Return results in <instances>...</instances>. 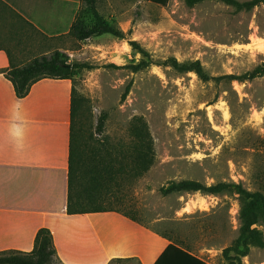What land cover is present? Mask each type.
<instances>
[{
  "label": "rangeland",
  "instance_id": "obj_1",
  "mask_svg": "<svg viewBox=\"0 0 264 264\" xmlns=\"http://www.w3.org/2000/svg\"><path fill=\"white\" fill-rule=\"evenodd\" d=\"M97 8L127 38L101 35L73 47L72 63L94 67L74 81L87 143L103 154L109 150L117 167L126 165L134 124L142 119L155 154L143 177L117 176L103 206L131 214L208 264H228L224 251L240 234L241 197L232 191L163 196L160 190L173 181L196 180L208 186L234 182L264 193V76L203 82L163 62L200 61L213 77L253 71L264 63V5L247 11L216 1L189 7L186 0H98ZM133 41L157 64L138 73L128 69L143 58ZM102 114L107 121L98 134ZM258 228L264 235V223ZM242 264H264V247H252Z\"/></svg>",
  "mask_w": 264,
  "mask_h": 264
},
{
  "label": "crops",
  "instance_id": "obj_2",
  "mask_svg": "<svg viewBox=\"0 0 264 264\" xmlns=\"http://www.w3.org/2000/svg\"><path fill=\"white\" fill-rule=\"evenodd\" d=\"M84 0H0V254L31 253L53 235L60 264H155L171 242L115 210L69 215L73 80L45 78L18 98L4 71L61 51Z\"/></svg>",
  "mask_w": 264,
  "mask_h": 264
},
{
  "label": "trees",
  "instance_id": "obj_3",
  "mask_svg": "<svg viewBox=\"0 0 264 264\" xmlns=\"http://www.w3.org/2000/svg\"><path fill=\"white\" fill-rule=\"evenodd\" d=\"M149 1V0H146ZM216 1L228 6L250 11L264 5V0H186L189 7H194L203 2ZM87 13L91 17L87 20H79L71 28L72 36L78 42H85L95 36L111 35L118 39H126L127 34L116 28L108 19L103 17L97 8L98 0H84ZM132 49L142 55V59L127 68L133 73L143 71L157 64L149 52L143 49L136 41L130 42ZM177 73H195L203 82H244L264 76V63L257 66L253 71L243 75L228 74L213 77L206 72L200 61L181 63L176 58L163 62ZM92 70L89 64L72 63L68 54L54 51L33 59L19 68H11L4 71L6 77L13 83L17 97L24 98L36 82L45 79H68L75 81L81 70ZM132 83L125 90L124 98L131 91ZM82 98L76 97L73 88V112H72V135L71 151L69 160V195L67 213L80 215L88 213H103L115 211V209L103 206L112 192L111 184L119 175L128 174L132 179L143 177L154 165L153 140L147 124L142 119H137L132 133L135 143L129 162L123 165L110 156L109 150L105 153L100 148L90 146L87 143V131L83 127L81 109ZM107 114H102L96 131L104 132ZM128 169V171H127ZM128 172V173H127ZM163 196L181 193H203L218 195L226 191L238 194L244 201L240 217L242 225L240 234L234 244L225 249L224 255L228 264H242V259L247 257L252 247H264V235L258 226L264 223V193L251 192L241 184L234 182H220L214 185H206L196 180L173 181L161 188ZM122 213V212H121ZM124 216L139 222L129 213ZM140 223V222H139ZM57 260L53 235L50 230L42 229L38 232L35 240V248L31 253H8L0 254V264H52ZM155 264H208L205 260L193 254L183 246L171 242Z\"/></svg>",
  "mask_w": 264,
  "mask_h": 264
}]
</instances>
